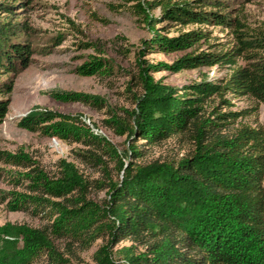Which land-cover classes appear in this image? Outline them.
Listing matches in <instances>:
<instances>
[{
    "label": "trees",
    "instance_id": "16d2710c",
    "mask_svg": "<svg viewBox=\"0 0 264 264\" xmlns=\"http://www.w3.org/2000/svg\"><path fill=\"white\" fill-rule=\"evenodd\" d=\"M21 5L25 4L17 7ZM14 8L0 4L6 17L15 14ZM155 8L160 9L161 21L179 28L213 25L229 29L236 44L204 52L197 50L207 39L202 29L161 36L155 29L157 21L148 13ZM131 10L151 31V37L142 41L144 49L185 55L169 66L137 60L132 80L140 94L133 97L135 108L123 111L126 119L114 117L105 123L118 135L126 134L129 140L136 137L147 145L184 137L193 145L190 155L175 162L137 164L130 161L141 156L136 143L118 152L77 116L32 108L18 120L20 129L84 147L77 153L84 163L105 165V156L120 179L95 182L107 190V198L97 203L88 199L90 183L73 164L60 160L58 176L50 177L21 147L14 152L0 150V182L25 190H0V204L10 212H26L45 221L40 227L0 225V264H69L55 242L85 250L100 239L105 244L94 253L93 264H264V128L240 125L232 137L219 136L210 128L214 123L203 119L197 108L149 76L161 67L179 73L234 66L242 59L244 66L232 70L220 87L207 91L216 93L225 106L230 105L225 95L249 98L255 104L250 110L219 114L217 119L237 121L250 116L264 103V30L246 32L238 18L224 13L227 9L218 0H157L133 5ZM28 30L18 21L0 24V71L13 77L0 84V125L8 114L7 96L14 79L30 66L34 55L28 43L12 41L8 35ZM110 70L103 60L93 58L77 74L95 76ZM53 97L84 104L91 98L76 92ZM124 240H132L145 251L136 254L134 246H127L113 253L114 245Z\"/></svg>",
    "mask_w": 264,
    "mask_h": 264
},
{
    "label": "rangeland",
    "instance_id": "374dc122",
    "mask_svg": "<svg viewBox=\"0 0 264 264\" xmlns=\"http://www.w3.org/2000/svg\"><path fill=\"white\" fill-rule=\"evenodd\" d=\"M149 1L157 0H0L2 5L15 7V14L11 18L0 11V24L6 21L14 24L18 21L30 28L27 33L8 37L15 42L28 43L34 51L30 66L16 76L13 91L7 96L10 106L0 125V150L14 152L21 147L50 177L58 176L57 163L60 160L73 164L78 173L90 183L88 199L97 203L107 198V190L95 182L107 183L110 177L114 181L120 179L115 165L105 156H102L105 165L81 162L77 153L84 150V147L20 129L17 126L18 120L32 108L77 116L94 135L105 139L118 152L136 143L141 156L136 160L130 158V161L137 164L175 162L190 155L193 145L184 137L172 136L160 143L147 145L136 137L129 140L126 134L118 135L105 123L114 117L126 119L123 111L135 108L133 97L140 94V88L132 80L137 60L149 65L161 63L169 66L185 55V52L167 54L143 48L142 41L151 37V31L141 18L133 14L131 7ZM218 1L226 7L227 12L224 13L231 18H238L245 25L246 32L254 34L257 30H264V0ZM20 2L25 5L17 7ZM148 13L157 21L155 29L161 36L172 37L177 35V31L202 29L207 39L197 46L198 51H221L236 44L231 30L222 26L190 25L179 28L171 22L161 21L159 8L149 10ZM93 58L103 60L111 69L109 73L95 76L77 74L78 68ZM244 65L245 62L238 59L234 66L225 64L179 73L161 67L149 72V76L155 83L173 89L174 97L191 103L203 119L212 121L214 125L210 128L215 134L229 138L240 125L264 128V103L259 104L252 115L237 121L217 119L219 114L250 110L255 104L249 98L236 99L225 95L224 99L230 103L225 106L220 103L216 93L207 91L211 86L220 87L232 70ZM12 79L11 74L0 71V84ZM202 89L206 92L201 93ZM63 92H76L91 97L90 102L64 103L53 97ZM0 190L25 192L23 188H15L6 182H0ZM5 223L40 227L45 221L26 212H10L5 204H0V225ZM54 244L69 264H93L94 253L105 241L97 240L85 250L76 245L69 246L64 241ZM127 246H134L136 254L145 251L132 240L117 243L112 251L115 253ZM114 259L119 260L117 256Z\"/></svg>",
    "mask_w": 264,
    "mask_h": 264
}]
</instances>
